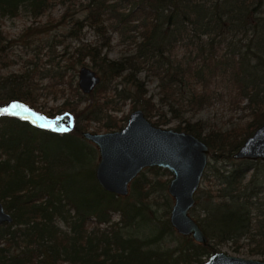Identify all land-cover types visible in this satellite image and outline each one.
I'll return each instance as SVG.
<instances>
[{
    "label": "trees",
    "instance_id": "1",
    "mask_svg": "<svg viewBox=\"0 0 264 264\" xmlns=\"http://www.w3.org/2000/svg\"><path fill=\"white\" fill-rule=\"evenodd\" d=\"M56 1L73 0H0V19L21 11L37 17ZM89 1L85 19L75 24L93 29L101 42L80 44L76 60L65 50V68L74 70L75 62L84 64L83 58L90 57L101 74L100 83L129 69L123 80L135 92L129 96L114 88L115 95L124 101L133 97L134 109H142L156 126L180 119L184 125L176 130L205 142L210 153L202 180L208 176L206 181L210 178L213 183L205 190L202 216L193 218L208 241L200 244L176 233L168 220L169 197L166 218L156 220L152 193L164 191L167 181L153 185L144 173L170 176L166 169H143L131 181L126 196L100 187L93 167L97 152L82 137L86 128L78 124V118L96 121L111 98L98 85L80 95L90 101L78 112V105L69 99L56 112L39 111L38 90L62 85L63 75L38 74L35 65L31 71L0 72V202L13 219L0 224V264H202L224 244L238 248L240 241L249 255H264V161L232 157L264 122V0ZM133 22L140 38L133 43L135 52L108 59L102 54L109 46L107 28L124 34ZM7 43L0 21L3 64ZM141 65L156 81L157 104L136 79ZM43 78L50 82L38 88L36 81ZM71 89L80 94L75 85ZM13 101L45 118L59 117V125L66 130L55 131L8 114L4 110ZM224 101L247 119L229 129H205L203 121L191 122V116ZM187 113L189 118L184 117ZM121 127L119 123L104 125L106 131ZM210 160L230 164L216 167ZM200 201L198 197L195 205ZM170 234L174 240L168 248L171 242L165 236Z\"/></svg>",
    "mask_w": 264,
    "mask_h": 264
},
{
    "label": "rangeland",
    "instance_id": "2",
    "mask_svg": "<svg viewBox=\"0 0 264 264\" xmlns=\"http://www.w3.org/2000/svg\"><path fill=\"white\" fill-rule=\"evenodd\" d=\"M89 0H75L72 2L60 3L58 1L53 2L50 10H47L44 14L34 17L28 12L21 11L17 16L14 17H4L0 19L1 29L4 31V34L7 36V60L5 64L0 63V72L6 73L8 71L21 72L26 70H32L35 65L37 66L38 74H49L53 75H63L60 82L62 85L57 87H51L50 89L38 90L40 96L38 97V110L39 111H48L49 109L54 110L53 112L60 109L62 102L65 99L72 100L75 102L77 108L76 112L84 109L89 105V98H82L80 95L85 96L79 90L77 86V74L81 66H87L94 70L100 77L101 74L94 66L92 59L90 57H84V64H76L75 69L71 70L68 68L64 51H69L72 55L75 56V49L80 47V44L95 46L101 42L97 33L88 26H83L80 28L78 24H75L76 20L83 21L88 9ZM124 7L122 11H125ZM133 24H129L128 31H125L124 34H120L119 31L112 28H107V36H109V46L105 47L102 50V54H105L110 60H118L125 56H129L135 52L134 41L140 39L138 38L137 28ZM78 36V37H77ZM64 55V56H63ZM75 56V60H76ZM129 69L124 71L121 76L110 79L109 81L99 84L100 88L107 91L106 97L111 98V101L106 103L102 108L103 118L95 120H82L81 117L78 118V124L82 125L84 128L82 131H91V132H106L104 125H111L119 123V125H124L129 113L134 110V100L133 97L127 100H122L118 95H115V89L117 91L123 92L124 95L131 96V93H134V87H132L128 82L123 80V75L129 73ZM148 68L141 65L137 69L136 79L141 82L143 88L147 92V96H152L153 101L158 103V91L156 86V81L151 79L148 74ZM64 73V74H63ZM50 82L49 78H43L42 80L36 81L38 83V88H44ZM71 84V85H70ZM78 88V93L74 92L71 88L73 86ZM71 86V88H70ZM62 87V88H60ZM115 88V89H114ZM59 89H63V94ZM136 108H139L136 106ZM135 108V109H136ZM34 118L33 123L40 125H45L46 128L53 129L55 131H60L62 126L59 125L58 118H45L38 111L31 109ZM163 111L167 117H170V112L167 111V107L164 106ZM10 114V113H8ZM13 115V114H11ZM19 116V115H16ZM190 114L187 113L184 117L189 118ZM21 117V116H19ZM63 117H68L63 115ZM69 118V117H68ZM66 119V118H65ZM121 119V120H120ZM191 122L201 120L207 126L205 129L209 128H221L229 129L243 123L247 117L242 113L240 109H233L228 106L225 101L218 102L212 106L205 108L194 116L190 117ZM120 120V121H119ZM119 121V122H118ZM151 121V120H150ZM41 122V123H40ZM68 123H72L68 121ZM178 125H184L178 118H173L169 120L166 125H161L160 127L164 128H177ZM70 125H68L69 127ZM89 141V140H88ZM92 147L95 148L97 156L94 157L93 167H96V164L99 159L98 149L92 143L88 142ZM212 164L216 167H223L230 164L229 161L220 160L213 161L210 160ZM145 179L148 181H153V185H161L162 181H168L170 176L168 175H154L150 172L144 173ZM208 177V176H207ZM207 177L204 180H201L200 186L195 193V200L199 197L201 199L200 204H196L193 209L190 211V215L194 218L202 216V205L204 203V197L206 195L205 190L209 185H212L213 181L209 178L206 181ZM166 187L164 191L156 189L152 196H154L155 203L152 206V209L155 211L156 220L162 222L165 217L166 210V197H170L167 193ZM130 190V187H129ZM172 203V198H171ZM202 203V204H201ZM114 221L118 220V216L115 215L113 218ZM61 227V226H60ZM142 224L138 225L137 228L140 230ZM62 228V227H61ZM165 241L171 242L168 244V248L173 246L174 235H166ZM240 245V246H239ZM238 248L230 246L229 244H224L220 251L226 252L227 254L251 258V259H260L264 261V255H249L248 247L240 241L237 244ZM167 249V248H165ZM164 250V249H162ZM237 251V252H235ZM207 257L204 258V261ZM66 264V263H64Z\"/></svg>",
    "mask_w": 264,
    "mask_h": 264
},
{
    "label": "water",
    "instance_id": "3",
    "mask_svg": "<svg viewBox=\"0 0 264 264\" xmlns=\"http://www.w3.org/2000/svg\"><path fill=\"white\" fill-rule=\"evenodd\" d=\"M100 82L101 78L94 70L87 66L79 68L77 86L83 94L92 92ZM12 105L18 107L12 109ZM7 109L27 120L33 119L30 108L19 101L11 102ZM81 135L98 149L95 178L106 192L126 196L131 181L143 169H166L170 174L166 190L172 198L168 215L170 225L179 235L190 236L200 244L207 243L203 229L190 215L209 160L210 151L205 142L190 132L154 125L140 108L129 113L120 129L102 133L82 131ZM232 157L264 161V122L244 139ZM12 220L0 202V224ZM202 264H264V261L219 250L211 253Z\"/></svg>",
    "mask_w": 264,
    "mask_h": 264
},
{
    "label": "snow or ice",
    "instance_id": "4",
    "mask_svg": "<svg viewBox=\"0 0 264 264\" xmlns=\"http://www.w3.org/2000/svg\"><path fill=\"white\" fill-rule=\"evenodd\" d=\"M18 107V105H12V109H15V108H17ZM4 111H9L8 109H5ZM24 111H28L27 109H24ZM11 114H13V115H18L19 113H17V112H11ZM27 117H25V119H26ZM42 126H45V125H42ZM61 130H66V129H61Z\"/></svg>",
    "mask_w": 264,
    "mask_h": 264
}]
</instances>
